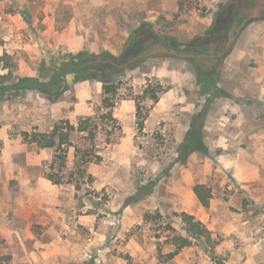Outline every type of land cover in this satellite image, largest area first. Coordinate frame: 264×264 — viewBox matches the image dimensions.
<instances>
[{
	"label": "rangeland",
	"instance_id": "374dc122",
	"mask_svg": "<svg viewBox=\"0 0 264 264\" xmlns=\"http://www.w3.org/2000/svg\"><path fill=\"white\" fill-rule=\"evenodd\" d=\"M12 1L0 0V57L9 50L20 75H37L39 65L49 54L81 50L119 54L130 31L144 21L153 23L162 34L181 40L194 37L211 25L215 10L228 0H182L181 13L170 15L160 9V0L148 3L149 13L138 5L126 18L110 12L106 14L107 27L97 30L101 38L79 36L67 47L50 45L56 39L50 37L45 23V0L41 7L33 5L36 0H16L19 8L28 3L34 12L33 28L19 14L10 13ZM263 9L261 0L251 16H259ZM40 10L44 12L43 25L37 18ZM60 10L63 24L70 15L64 7ZM263 30L264 21L251 24L238 37L236 47L251 45L254 36ZM228 58L218 70L221 86L230 78ZM182 71L185 84L196 87L193 68L183 57L164 52L145 57L139 67L127 71L117 82L114 121L102 119L110 109L104 108L103 85L97 82L75 83L57 102L33 92L0 100V184H8L7 190L0 187V264H264V238L254 252H249L246 245H256L255 240L215 231H210L215 242L214 257L210 248L193 238L190 246L170 258L176 250L172 239L187 237L179 216L182 209L197 216L208 210L201 207L197 197L184 205L182 199L186 201L194 186L204 182L211 188L212 198L229 200L235 193L227 188L233 180L231 172L215 170L220 150L209 141L216 136V126L214 122L206 125L208 118L203 141L209 155L198 150L186 163L173 165L187 136L185 128L199 106L206 103L199 89L184 88L183 96L179 88ZM154 93L159 97L157 103L152 100ZM216 103L209 106L208 115L211 111L213 116L219 115ZM89 117L96 118L100 132L95 143L102 160L93 158L87 166L94 181L53 184L47 174L54 151L29 143L24 134L50 132L61 120L77 126ZM141 117L145 118L143 126ZM75 155V149L70 148L69 171L75 167ZM211 162L214 171L210 176L205 171ZM144 185L151 187L139 199ZM149 200L157 208L149 207ZM230 213L240 211L230 207Z\"/></svg>",
	"mask_w": 264,
	"mask_h": 264
},
{
	"label": "trees",
	"instance_id": "16d2710c",
	"mask_svg": "<svg viewBox=\"0 0 264 264\" xmlns=\"http://www.w3.org/2000/svg\"><path fill=\"white\" fill-rule=\"evenodd\" d=\"M260 1L228 0L215 10L212 23L205 31L185 40L174 35L162 34L155 29L153 23L144 21L130 31L119 54L109 50H103L100 53L81 50L77 53L49 54L50 56L39 65L37 75H20L14 56L4 51L0 57V62L3 64V72L0 73V100L33 92L51 102H57L73 84L84 81L97 82L103 85L104 108L110 109L108 113L102 114V119L109 118L114 121L112 108L117 82L125 76L127 71L139 67L143 59L151 54L164 52V54L181 56L193 68L199 94L205 98L206 103L199 106L198 112L193 115L187 136L178 150V156L173 165L186 163L189 156L198 150L208 156V149L203 141V126L208 117V108L215 100L228 96L221 86L218 70L236 47L238 37L251 24L264 21V9L259 16H251V13L258 8ZM12 3L14 8L10 13L19 14L24 22L33 28L34 12L29 10V4L22 3L19 8V2L13 0ZM43 4L42 0H36L33 5L41 7ZM37 18L40 25H43L42 10ZM152 100L157 103L158 94L154 93ZM95 119L83 118L77 126L68 120H61L52 127L50 132L24 134V139L29 143H34L41 149L54 151L47 174L48 180L53 184H82L85 179H87L86 183L94 181L92 175L88 174L87 166L94 161L93 158L96 161L102 160L96 152L98 146L95 140L100 132L99 124ZM140 119V125L143 126L145 118ZM75 139L79 143H76ZM105 141L110 142L109 138ZM70 148L76 151V162L74 169L69 171ZM150 187L149 185L140 187L139 199ZM193 190L200 203L205 208H209L212 199L211 188L204 184H197ZM179 216L187 237L175 236L172 239L176 250L170 254V258L177 255L183 248L190 246L193 238L201 240L210 248V253L214 257L215 242L210 230L191 214L181 212Z\"/></svg>",
	"mask_w": 264,
	"mask_h": 264
},
{
	"label": "crops",
	"instance_id": "0c3cea01",
	"mask_svg": "<svg viewBox=\"0 0 264 264\" xmlns=\"http://www.w3.org/2000/svg\"><path fill=\"white\" fill-rule=\"evenodd\" d=\"M151 1L45 0V23L48 24L50 37L56 39L50 45L60 47L64 44L67 47L75 43L79 36L81 39H99L101 37L97 30L107 27V13L115 12L126 18L135 9L134 5L149 13L151 10L147 6ZM181 2L182 0H160V9L166 15L179 13L182 11ZM61 7L70 15L63 24L60 18ZM228 66L231 67L230 78L223 86L228 96L217 99L219 115L213 116L211 111L206 125L214 122L213 126H216V136L208 138L220 150V154L216 156L218 168L215 170L220 171L221 168L231 172L233 180L227 188L235 193H231L229 200L213 197L208 210L203 207L202 215H192H196L198 221L207 225L210 231L234 233L255 240L256 245H246V251L254 252L264 238V30L254 36L251 45L235 47L228 58ZM179 75L182 81L179 88H182L183 96L186 95L185 90L199 89L193 84L191 88L185 84L183 71ZM160 103L154 107V115ZM188 130L189 127H186L185 135ZM1 161L2 159L0 169ZM213 171L211 162L205 172L211 176ZM27 185H32L33 188L39 186ZM1 186L7 190L8 184H0ZM193 189L186 201L182 199L184 205L197 197ZM146 203L151 208H157L156 203L151 200ZM230 207L240 213L233 215ZM182 211L189 213L186 208Z\"/></svg>",
	"mask_w": 264,
	"mask_h": 264
}]
</instances>
